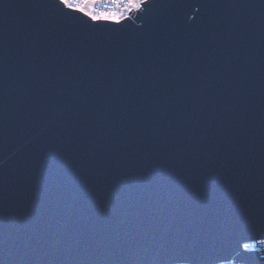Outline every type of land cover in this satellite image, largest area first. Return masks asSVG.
Here are the masks:
<instances>
[{
  "label": "water",
  "instance_id": "95a60500",
  "mask_svg": "<svg viewBox=\"0 0 264 264\" xmlns=\"http://www.w3.org/2000/svg\"><path fill=\"white\" fill-rule=\"evenodd\" d=\"M67 11L0 0V264H206L263 239L264 0Z\"/></svg>",
  "mask_w": 264,
  "mask_h": 264
},
{
  "label": "snow or ice",
  "instance_id": "6c2138e0",
  "mask_svg": "<svg viewBox=\"0 0 264 264\" xmlns=\"http://www.w3.org/2000/svg\"><path fill=\"white\" fill-rule=\"evenodd\" d=\"M146 2L147 0H59L63 9L68 10L64 15L80 13L97 24H120L130 19L133 13L141 12ZM247 224L252 226L255 223L249 219ZM259 228L258 235L264 236V218L260 219ZM255 239V235L247 232L232 233L227 244H221L219 247L214 245L207 249L206 264H229L233 256L239 257L247 264L248 260L253 259L248 255V250L255 248V243L244 241ZM259 242L264 243V240ZM177 264L182 262L178 261Z\"/></svg>",
  "mask_w": 264,
  "mask_h": 264
},
{
  "label": "built area",
  "instance_id": "2783aa9c",
  "mask_svg": "<svg viewBox=\"0 0 264 264\" xmlns=\"http://www.w3.org/2000/svg\"><path fill=\"white\" fill-rule=\"evenodd\" d=\"M260 240H264L263 239H258V240H254V241H249L247 243H255V248L253 249H249V250H263V253H261L262 257H264V243H260L259 241ZM234 259H232L229 264H245V263H242V262H233ZM254 264H257V263H254Z\"/></svg>",
  "mask_w": 264,
  "mask_h": 264
}]
</instances>
